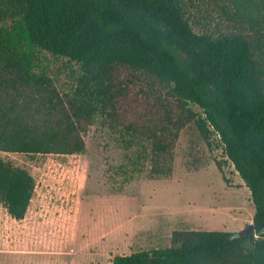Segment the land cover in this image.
<instances>
[{"label": "trees", "instance_id": "trees-1", "mask_svg": "<svg viewBox=\"0 0 264 264\" xmlns=\"http://www.w3.org/2000/svg\"><path fill=\"white\" fill-rule=\"evenodd\" d=\"M25 41L79 64L71 91L35 70ZM97 116L149 147L153 176L172 174L187 125L218 134L255 206L251 235L176 231L171 246L111 264H264V0H0V152L83 153ZM35 189L0 157L12 218Z\"/></svg>", "mask_w": 264, "mask_h": 264}, {"label": "rangeland", "instance_id": "rangeland-1", "mask_svg": "<svg viewBox=\"0 0 264 264\" xmlns=\"http://www.w3.org/2000/svg\"><path fill=\"white\" fill-rule=\"evenodd\" d=\"M24 44L35 70L48 73L61 92L72 90L78 63ZM84 137L79 154L0 152L36 182L22 220L0 203V264H111L116 255L171 246L176 231L238 233L253 222L250 190L218 134L207 140L194 123L183 128L170 176H153L149 147L128 146L127 136L100 116Z\"/></svg>", "mask_w": 264, "mask_h": 264}, {"label": "water", "instance_id": "water-1", "mask_svg": "<svg viewBox=\"0 0 264 264\" xmlns=\"http://www.w3.org/2000/svg\"><path fill=\"white\" fill-rule=\"evenodd\" d=\"M255 232V226L253 222L249 224L247 227H245L243 230L237 233V236L242 237V236H248L251 235Z\"/></svg>", "mask_w": 264, "mask_h": 264}, {"label": "crops", "instance_id": "crops-1", "mask_svg": "<svg viewBox=\"0 0 264 264\" xmlns=\"http://www.w3.org/2000/svg\"><path fill=\"white\" fill-rule=\"evenodd\" d=\"M113 195H114V194H113ZM125 208H126V211L129 213V216H128V218H127V219H128V220H127L128 223L125 224V226L129 224V227L126 228V229H129V228L132 226L131 223L133 222V220L131 219V217H132L131 215H133V213H132V209H131L132 206L129 205V204L127 203V205H126ZM131 213H132V214H131ZM128 237H129V236L126 235L125 239H128Z\"/></svg>", "mask_w": 264, "mask_h": 264}]
</instances>
